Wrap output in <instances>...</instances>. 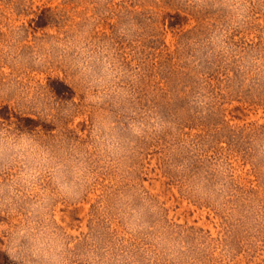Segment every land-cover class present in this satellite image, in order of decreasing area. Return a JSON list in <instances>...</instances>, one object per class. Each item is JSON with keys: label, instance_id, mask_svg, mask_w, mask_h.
<instances>
[{"label": "rangeland", "instance_id": "1", "mask_svg": "<svg viewBox=\"0 0 264 264\" xmlns=\"http://www.w3.org/2000/svg\"><path fill=\"white\" fill-rule=\"evenodd\" d=\"M215 2L203 0L206 6L197 7L192 0H0V81L10 71L3 48L15 39L12 47L19 45L18 55L29 57L20 78L38 85L57 105L51 116H42L34 106H13L9 95L0 99V120L15 121L19 129L45 137L58 131L69 142L90 143L94 106L58 68L34 65L32 54L35 44L53 38L50 31L67 39L74 35L69 26L82 31L93 18L91 39L110 41L125 67L139 64L143 70L142 82L129 101L131 106L141 112L155 110L171 125L159 135L137 141L133 170L118 190L142 186L160 203L167 223L181 230H170V236L190 245L197 241L205 244L208 239L227 251V259L221 260L213 249H201V264H264V226L257 229L229 222L211 206L186 198L176 183L180 165L188 174L199 175L207 172L214 160L226 157L234 175L231 189L238 199L264 207V158L252 164L257 153L254 141L264 139V72L244 87L246 73L240 71L245 60L264 64V6L254 7L249 21L229 33V56L208 57L204 51L208 38L227 23L225 10L213 7ZM129 21L140 29L141 38L135 41L118 33ZM200 88L216 100L206 117L189 104ZM100 109L123 121L111 102ZM116 190L115 179L100 173L79 203L57 205V220L77 239L74 256L91 250L99 238L95 247L104 264H111L105 256H120L123 264H178L157 253L149 239L153 232L140 229L129 238L123 219L108 212L112 219L106 220V206L112 203ZM13 219L0 214V222L11 223ZM159 219L149 213L145 222L156 225ZM149 250L151 256L146 255ZM0 264L17 262L0 251ZM73 264L87 262L76 259Z\"/></svg>", "mask_w": 264, "mask_h": 264}, {"label": "clouds", "instance_id": "2", "mask_svg": "<svg viewBox=\"0 0 264 264\" xmlns=\"http://www.w3.org/2000/svg\"><path fill=\"white\" fill-rule=\"evenodd\" d=\"M192 2L197 7L206 6L203 0ZM212 6L225 10L227 23L212 32L204 51L208 57H227L231 53L226 42L229 33L247 23L252 9L264 6V0H217ZM94 24L95 20L89 18L82 31L69 26L68 31L74 35L67 39L50 31L53 38L47 43L35 44L32 54L34 65L58 68L85 94L86 102L94 106L90 143L69 142L58 131L45 137L19 129L15 121L0 120V214L14 218L11 223L0 222V240L4 241L0 251L17 264H73L76 259L86 260L87 264H104L95 247L99 238L91 250L78 258L74 256L77 239L57 220L56 207L79 203L96 183L97 175L107 173L115 179L117 190L112 203L106 206V220L112 219L108 212L116 219H123L129 238L140 229L153 232L149 239L156 245L157 253L178 264H201L199 252L204 248L213 249L221 260L227 259V251L208 239L205 244L197 241L190 245L182 238L170 236V230L173 233L181 230L167 223L160 203L142 186L118 190L133 170L137 141L159 135L171 125L155 110L141 112L131 106L129 101L142 82L143 70L139 64L125 67L110 41L92 40ZM118 33L129 41L141 38L140 29L133 21L122 24ZM13 43L15 39L2 51L10 71L0 81V99L11 95L13 106H34L42 116H51L57 105L38 85L20 78L29 57H20L19 45L12 47ZM240 71L246 73L243 86L248 87L254 83V77L259 78L258 73L264 72V64L245 60ZM105 102H111L118 110L122 122L100 109ZM189 104L193 111L206 117L216 100L200 88L191 96ZM254 144L257 153L252 164L255 166L258 159L264 158V139ZM176 171L177 186L186 198L211 206L229 222L255 225L257 229L264 226V207L255 201L245 204L232 191L234 175L226 157L217 158L207 172L199 175L188 174L184 165ZM149 213L160 218L156 225L145 222ZM146 255L151 256V250ZM104 260L123 264L120 256H105Z\"/></svg>", "mask_w": 264, "mask_h": 264}]
</instances>
